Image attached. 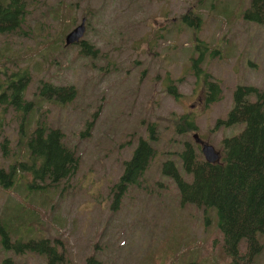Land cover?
<instances>
[{
	"label": "rangeland",
	"instance_id": "obj_1",
	"mask_svg": "<svg viewBox=\"0 0 264 264\" xmlns=\"http://www.w3.org/2000/svg\"><path fill=\"white\" fill-rule=\"evenodd\" d=\"M26 2L22 24L0 33V67L26 70L24 98L35 101L29 129L41 119L59 128L78 162L71 175L42 191L27 188L31 177L24 172L10 188L0 185V222L10 239L56 238L63 259L52 264H83L87 255L97 264H229L218 246L214 207L182 202L160 166L170 158L189 179L178 152L188 142L201 154L192 129L181 131V115L192 118L193 131L220 152V139L242 127L225 121L233 89L264 90V26L243 18L249 0ZM80 17V39L96 48L93 56L83 55L79 43H63ZM200 54L198 65L221 88L220 98L208 104L202 101L207 78L191 71ZM42 81L71 84L75 92L63 102L44 98L36 89ZM169 82L177 95L166 91ZM23 120L13 106L0 107V166L26 155ZM148 124L157 134L155 154L138 184L118 193L123 160L137 136L146 138ZM257 237L261 250L254 264H264V232ZM3 258L9 264H48L43 253L0 244V264Z\"/></svg>",
	"mask_w": 264,
	"mask_h": 264
},
{
	"label": "trees",
	"instance_id": "obj_2",
	"mask_svg": "<svg viewBox=\"0 0 264 264\" xmlns=\"http://www.w3.org/2000/svg\"><path fill=\"white\" fill-rule=\"evenodd\" d=\"M26 1L0 0V33L11 32L22 24L27 13ZM185 16L187 14H182L181 19L186 20ZM192 16L191 20L197 26L199 16L197 14ZM243 18L264 26V0H249ZM203 47L206 48V45ZM195 48L198 46L196 45ZM80 50L83 55L93 56L95 53L85 40H82ZM201 61L200 54L193 61L195 65H191L193 68L191 71L195 76L204 73L207 78L204 79L206 85L202 101L208 104L220 98L221 88L218 81L212 80L210 74L198 65ZM27 79L28 75L24 68L15 72L14 69L6 71L0 67V107L9 104L15 110H20L24 119L21 123L28 128V132L23 130V134H26L23 140L26 155L21 159L13 160L6 168L0 166V185L10 188L18 174L24 172L31 177L26 185L27 188L32 191H42L46 186L58 185L64 180L63 178L66 179L71 175L77 166L78 155L64 143L61 130L49 126L44 120H36V123L34 120L33 126L29 129V116L34 110L35 104L32 102L35 101L24 98ZM167 88L173 96L178 94L175 84H168ZM36 89L40 96L56 98L61 102L70 100L75 92L71 84H56L48 81L40 82ZM208 93L211 95L208 96ZM252 94L254 98L250 99ZM186 119L188 123L184 122L186 126L181 128V131L194 127L193 119L190 117ZM225 121L229 124L240 122L242 127L237 133L220 139L218 161L208 162L204 160L202 153L197 154L191 147L185 146L180 151L179 157L181 169L185 174H190L189 179H185L180 174L175 163L170 159H164L160 169L162 173L173 179L182 202L193 203L203 208L214 207L217 226L221 232L218 246L221 252L230 256L229 264H254L253 257L261 250L257 234L264 232V90L250 85L236 86L232 92L231 106L226 113ZM219 122L220 119H217L215 124ZM149 125L148 136L154 139L157 137L155 126ZM3 141H6V138ZM154 154L152 142L150 144L140 138L130 157L123 162L122 171L115 182L118 193L128 184L138 183ZM205 217L207 218L206 212ZM55 241L56 238L50 241L47 237L27 238L23 241L11 240L0 222L2 247L14 251L28 249L43 253L48 264L63 259L62 253L56 251ZM239 242L241 248L238 247ZM6 262L9 264L10 260L3 258L2 263L6 264ZM97 263L98 260L91 255H87L83 261V264ZM183 264L199 263L188 260Z\"/></svg>",
	"mask_w": 264,
	"mask_h": 264
},
{
	"label": "water",
	"instance_id": "obj_3",
	"mask_svg": "<svg viewBox=\"0 0 264 264\" xmlns=\"http://www.w3.org/2000/svg\"><path fill=\"white\" fill-rule=\"evenodd\" d=\"M84 30L83 26V17H80V22L76 25H74L65 35L63 42L65 44L67 43H73L74 41L78 40V37L82 35ZM80 38V37H79ZM193 137L195 140H199L197 134H193ZM200 151L203 155L204 160L208 162H212L217 160L218 153L214 149L213 145L206 142H201Z\"/></svg>",
	"mask_w": 264,
	"mask_h": 264
},
{
	"label": "flooded vegetation",
	"instance_id": "obj_4",
	"mask_svg": "<svg viewBox=\"0 0 264 264\" xmlns=\"http://www.w3.org/2000/svg\"><path fill=\"white\" fill-rule=\"evenodd\" d=\"M82 40L83 39H78L77 41H74L73 43H79V47H81V43H82ZM92 49H94L95 51H96V48H92ZM94 51V52H95ZM168 84H171V83H168ZM167 84V85H168ZM167 85H166V91H169V89L167 88ZM181 116H183V115H181ZM180 116V117H181ZM184 122H187V119H186V117H184V118H182V121H181V128H185V123ZM188 123V122H187ZM148 126H150L149 124L146 126V129H147V127ZM153 126H154V124H153ZM194 127H195V124H194ZM193 127V128H194ZM193 128H192V133L191 134H196V132H194L193 131ZM178 129V128H177ZM156 134V133H155ZM156 136V135H155ZM197 136H198V134H197ZM191 137H192V135H191ZM140 138H143L144 140H146V141H148L150 144H151V142H152V144H153V141L156 139V137L154 138V139H151V138H149V136H148V131H147V134H146V138L145 137H141L140 135L139 136H137V138H136V140H137V142H138V140L140 139ZM198 138H200V136H198ZM192 139L194 140V143H196L197 144V146H198V148H199V150H200V146H201V142H200V139L199 140H195V138L194 137H192ZM202 139V138H201ZM203 140V139H202ZM136 143V142H135ZM186 144H185V146L187 147V146H189L190 147V145H187V143L188 142H185ZM211 144V143H210ZM135 146V145H134ZM134 148V147H133ZM185 148V147H184ZM179 153H180V151L178 152V157H179ZM167 159H170V158H167ZM126 159H124L123 160V162L125 161ZM170 160H172V159H170ZM173 161V160H172ZM173 163H174V161H173ZM134 184V183H133ZM136 184H138V183H136Z\"/></svg>",
	"mask_w": 264,
	"mask_h": 264
},
{
	"label": "bare ground",
	"instance_id": "obj_5",
	"mask_svg": "<svg viewBox=\"0 0 264 264\" xmlns=\"http://www.w3.org/2000/svg\"><path fill=\"white\" fill-rule=\"evenodd\" d=\"M83 26H84V20H83ZM80 37V36H79ZM79 37H78V39H79ZM68 44H70V43H67L66 45H68ZM204 98V95L202 96V99ZM197 134V133H196ZM200 139V142H205V141H203L202 139H201V137L199 138ZM206 143H208V142H206ZM214 147V146H213ZM214 149H215V147H214ZM216 150V149H215ZM216 152H218L217 150H216ZM219 157H220V152H218V157H217V160H215V161H218L219 160ZM215 161H212V162H215Z\"/></svg>",
	"mask_w": 264,
	"mask_h": 264
}]
</instances>
